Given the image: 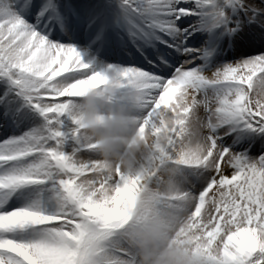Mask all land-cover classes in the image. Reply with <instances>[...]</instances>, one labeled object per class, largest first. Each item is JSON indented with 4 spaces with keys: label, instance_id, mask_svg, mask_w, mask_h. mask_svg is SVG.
I'll use <instances>...</instances> for the list:
<instances>
[{
    "label": "snow or ice",
    "instance_id": "obj_1",
    "mask_svg": "<svg viewBox=\"0 0 264 264\" xmlns=\"http://www.w3.org/2000/svg\"><path fill=\"white\" fill-rule=\"evenodd\" d=\"M110 79L139 84L146 122L173 85L206 102V152L178 156L177 128L145 171L187 170L188 264H264V109L246 95L264 84V0H0V108L39 121L0 140V264H136L122 226L145 177L101 174L72 116Z\"/></svg>",
    "mask_w": 264,
    "mask_h": 264
},
{
    "label": "clouds",
    "instance_id": "obj_2",
    "mask_svg": "<svg viewBox=\"0 0 264 264\" xmlns=\"http://www.w3.org/2000/svg\"><path fill=\"white\" fill-rule=\"evenodd\" d=\"M246 95L253 106L264 109V84H254ZM201 107L206 109V102L198 100L190 88L173 85L152 109L154 119L146 122L142 88L136 82L122 86L115 79L100 88L82 90L74 100L72 116L91 145L99 172L145 177L131 219L122 226L136 264H188L192 249V234L186 231L188 205L172 199L185 188L187 170L177 160H168L153 177L145 171V160L177 128L183 135L178 156L203 155L209 133Z\"/></svg>",
    "mask_w": 264,
    "mask_h": 264
},
{
    "label": "bare ground",
    "instance_id": "obj_3",
    "mask_svg": "<svg viewBox=\"0 0 264 264\" xmlns=\"http://www.w3.org/2000/svg\"><path fill=\"white\" fill-rule=\"evenodd\" d=\"M85 57L87 58V56H85ZM109 63H115V60H111V61H109ZM6 90H7V87H5L0 82V93L2 94ZM17 104H18V106H22V103L19 100L17 101ZM21 110L24 112H27L26 108L21 107ZM38 123H39L38 120H35L32 123L20 124L17 126L15 124H12L11 122L5 120L4 111L2 108H0V124H4V126H5V130L0 135V140H7V139L12 138V137L21 136L24 133L30 131L31 128L36 127ZM240 139H241V141L243 140L242 137ZM14 201H15V197H13L12 201H9V203H13Z\"/></svg>",
    "mask_w": 264,
    "mask_h": 264
},
{
    "label": "rangeland",
    "instance_id": "obj_4",
    "mask_svg": "<svg viewBox=\"0 0 264 264\" xmlns=\"http://www.w3.org/2000/svg\"><path fill=\"white\" fill-rule=\"evenodd\" d=\"M29 23H31V21H29ZM85 56H87V53H85ZM86 58V57H85ZM5 87H8L4 82L0 81ZM1 94V93H0ZM22 103V101H20ZM28 111V110H27ZM39 122V121H38ZM4 129L3 125H0V133L2 132V130ZM47 211V210H46Z\"/></svg>",
    "mask_w": 264,
    "mask_h": 264
}]
</instances>
